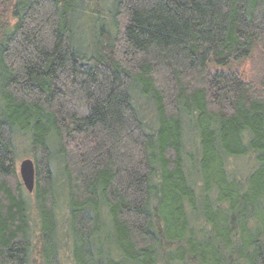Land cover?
<instances>
[{
  "label": "trees",
  "instance_id": "1",
  "mask_svg": "<svg viewBox=\"0 0 264 264\" xmlns=\"http://www.w3.org/2000/svg\"><path fill=\"white\" fill-rule=\"evenodd\" d=\"M0 264H264V0H0Z\"/></svg>",
  "mask_w": 264,
  "mask_h": 264
},
{
  "label": "rangeland",
  "instance_id": "2",
  "mask_svg": "<svg viewBox=\"0 0 264 264\" xmlns=\"http://www.w3.org/2000/svg\"><path fill=\"white\" fill-rule=\"evenodd\" d=\"M95 7L97 8V4H95ZM101 10V8H99ZM93 10V9H92ZM99 10L94 8L93 14L98 16ZM102 15V13H101ZM102 19L105 20V13L102 16ZM93 19L91 17H88L87 14L83 16V18L79 21V27L84 34H89L90 30L92 29L93 25L92 22ZM99 26V25H98ZM98 26L95 27L93 31H96L98 29ZM84 39H88L87 36H83ZM256 65H254L253 69H255ZM24 159H30L28 150L26 147V140L24 138H20L17 141V158H16V168L19 170V165L22 160ZM254 167V161L253 159H248L247 161L240 164V170L243 175H246L251 170L250 168Z\"/></svg>",
  "mask_w": 264,
  "mask_h": 264
},
{
  "label": "water",
  "instance_id": "3",
  "mask_svg": "<svg viewBox=\"0 0 264 264\" xmlns=\"http://www.w3.org/2000/svg\"><path fill=\"white\" fill-rule=\"evenodd\" d=\"M21 182L24 189L31 194L34 190V164L31 159H24L21 161L18 170Z\"/></svg>",
  "mask_w": 264,
  "mask_h": 264
}]
</instances>
